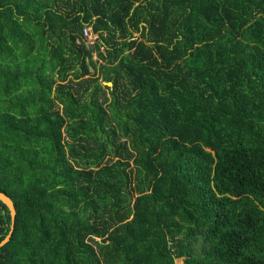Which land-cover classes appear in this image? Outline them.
<instances>
[{"label":"trees","instance_id":"1","mask_svg":"<svg viewBox=\"0 0 264 264\" xmlns=\"http://www.w3.org/2000/svg\"><path fill=\"white\" fill-rule=\"evenodd\" d=\"M0 192V264H264V0H0Z\"/></svg>","mask_w":264,"mask_h":264},{"label":"water","instance_id":"2","mask_svg":"<svg viewBox=\"0 0 264 264\" xmlns=\"http://www.w3.org/2000/svg\"><path fill=\"white\" fill-rule=\"evenodd\" d=\"M106 84L108 86H112L111 83H106ZM0 202L6 206V208L9 211L10 218H11V229L7 237L0 243V249H1L5 244H7L10 241L12 237V234L15 228V220H16L17 212H16V208H15V205L12 199L3 192H0Z\"/></svg>","mask_w":264,"mask_h":264},{"label":"rangeland","instance_id":"3","mask_svg":"<svg viewBox=\"0 0 264 264\" xmlns=\"http://www.w3.org/2000/svg\"><path fill=\"white\" fill-rule=\"evenodd\" d=\"M91 31H92V28H91ZM92 33H93V31H92ZM93 35L96 36L94 33H93ZM93 41H95V39L91 36L90 42H89L88 44L91 45V44L93 43ZM93 58H94V61H96V60L98 59V57L96 56V53L93 54ZM100 62H101V61H100ZM98 66H99V64H98ZM90 70H91L92 74H94L95 71H96V74H94V76H95V77H99V81L102 83V85H104V86H108V85L106 84V82H103L101 76L99 75L100 72H99L98 67H97V69L95 70V69H93V67L90 65ZM177 264H184V263H183L182 260H179V261H177Z\"/></svg>","mask_w":264,"mask_h":264},{"label":"built area","instance_id":"4","mask_svg":"<svg viewBox=\"0 0 264 264\" xmlns=\"http://www.w3.org/2000/svg\"><path fill=\"white\" fill-rule=\"evenodd\" d=\"M83 35L86 38V45L87 46H92L94 44L95 41H93V43L90 45L88 44L90 42L91 36L96 40V36L93 35L91 28L87 27L83 30Z\"/></svg>","mask_w":264,"mask_h":264}]
</instances>
